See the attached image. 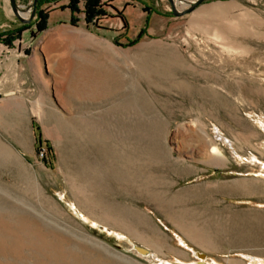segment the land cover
Listing matches in <instances>:
<instances>
[{
  "label": "rangeland",
  "instance_id": "rangeland-1",
  "mask_svg": "<svg viewBox=\"0 0 264 264\" xmlns=\"http://www.w3.org/2000/svg\"><path fill=\"white\" fill-rule=\"evenodd\" d=\"M15 2L28 19L33 0ZM65 9L78 23L41 53L33 116H0V264L264 262V0L182 17L169 0H37L26 25L0 0V34L54 35L38 13Z\"/></svg>",
  "mask_w": 264,
  "mask_h": 264
},
{
  "label": "crops",
  "instance_id": "crops-1",
  "mask_svg": "<svg viewBox=\"0 0 264 264\" xmlns=\"http://www.w3.org/2000/svg\"><path fill=\"white\" fill-rule=\"evenodd\" d=\"M6 18L8 21L11 20L9 17ZM75 18L76 16H72L70 11L65 9L58 12V15L50 14L45 21V26L49 31H53L54 35L47 34L44 37L38 35L30 38L27 35L29 31L27 29L21 33L20 37L14 38L10 35L9 39L14 38V40L9 45L0 42V116L16 118L19 113L21 117L33 116V109L31 110L27 106L31 103L33 93L41 91V88L37 87L36 84V81H38L36 77L39 76L41 65L45 60L41 53H48V51L53 53L58 49L55 44L59 45L60 42L55 38V34L61 32L60 30L64 27L75 26L78 23ZM72 20H74V24L71 23ZM35 24L33 27H35ZM47 29L39 32V34ZM7 32H12V30H7ZM73 39L75 40V38ZM79 39L80 37H77L75 40L78 44H80ZM75 44L73 41V45ZM30 125L34 136L37 135V132L43 135V129L39 121L32 118ZM15 133L16 131L10 136L11 139H17V134ZM35 139L34 137V142ZM23 153L24 156L28 157L33 155V151L30 150Z\"/></svg>",
  "mask_w": 264,
  "mask_h": 264
},
{
  "label": "trees",
  "instance_id": "trees-1",
  "mask_svg": "<svg viewBox=\"0 0 264 264\" xmlns=\"http://www.w3.org/2000/svg\"><path fill=\"white\" fill-rule=\"evenodd\" d=\"M76 3H77L76 1H72L71 6L69 7L71 9V11H73V12H76L77 11V8H76V5H75ZM99 14H100V10H98L96 8L95 3L88 2L87 5H86V18H85L86 23L87 24H92L93 19L95 17H98ZM38 17L40 19V22H38L36 24V30H37V32H41L46 27L45 26L46 17L43 16L42 13H38ZM71 23L74 24L75 23L74 20H72ZM24 28L25 27L23 26L22 28L17 29L16 31L7 32V33H1L0 34V42H4L5 44H8L9 45L14 40V38H17L21 34V32L23 30H26V28L25 29ZM10 35L12 37H14V38H10L9 39V36Z\"/></svg>",
  "mask_w": 264,
  "mask_h": 264
},
{
  "label": "bare ground",
  "instance_id": "bare-ground-1",
  "mask_svg": "<svg viewBox=\"0 0 264 264\" xmlns=\"http://www.w3.org/2000/svg\"><path fill=\"white\" fill-rule=\"evenodd\" d=\"M23 17L28 18V14H24ZM215 96H216V95H215ZM259 125H260V126L262 127V129L264 130V121H260V122H259ZM215 133H216V137H219V138L221 139V141H223V142H227V143L231 146V142H230L228 139H226V138L222 135L221 132L215 130ZM209 153H210V155L216 157L217 159H221V160H223V161L225 160V157L223 156L224 154H222V153L220 152V150L218 149V147H217L216 145H214V144H211V145H210ZM235 154H236V152H235ZM250 160H251V159H250ZM225 161H227V160H225ZM107 231H108L109 233L112 232V231H110L109 229H107ZM206 237H207V236H206ZM181 244H182L183 246H186L182 241H181ZM201 244H202V245H206V246H208V247H213L214 242H212V240H210V239H206V240L202 241ZM135 248H136V250H137L139 253H141V254L144 255V256H146V255H147V257H148V256H149V257L152 256V257H154L156 260L164 262L163 260L157 258L155 255H151V252H150L149 250H147V249H143V248L140 249V247H139V248H138V247H135ZM245 257L248 258V260L250 261V264H264L263 261L258 260V259L254 258V257H250V256H248V255H245Z\"/></svg>",
  "mask_w": 264,
  "mask_h": 264
},
{
  "label": "water",
  "instance_id": "water-1",
  "mask_svg": "<svg viewBox=\"0 0 264 264\" xmlns=\"http://www.w3.org/2000/svg\"><path fill=\"white\" fill-rule=\"evenodd\" d=\"M208 0H196L194 1L189 8L184 9L181 12H177V10L175 9V7L173 6V0H169L171 7H172V15L175 17H182L186 14L191 13L192 11H194L197 7H199L200 5H202L204 2H206ZM9 4H10V8L11 11L13 13V15L23 24H29L33 19H34V15L36 13V5H37V0H33V4L31 6V11H30V16L28 17V19H24L21 17V15L19 14V8L16 5L15 0H9Z\"/></svg>",
  "mask_w": 264,
  "mask_h": 264
},
{
  "label": "built area",
  "instance_id": "built-area-1",
  "mask_svg": "<svg viewBox=\"0 0 264 264\" xmlns=\"http://www.w3.org/2000/svg\"><path fill=\"white\" fill-rule=\"evenodd\" d=\"M44 150L43 149H41L40 151H39V156H40V158H43V156H44Z\"/></svg>",
  "mask_w": 264,
  "mask_h": 264
}]
</instances>
